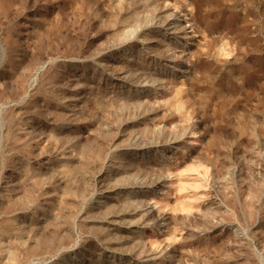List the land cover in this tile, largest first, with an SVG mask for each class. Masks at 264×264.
<instances>
[{
    "label": "rangeland",
    "instance_id": "rangeland-1",
    "mask_svg": "<svg viewBox=\"0 0 264 264\" xmlns=\"http://www.w3.org/2000/svg\"><path fill=\"white\" fill-rule=\"evenodd\" d=\"M0 264H264V0H0Z\"/></svg>",
    "mask_w": 264,
    "mask_h": 264
},
{
    "label": "bare ground",
    "instance_id": "bare-ground-1",
    "mask_svg": "<svg viewBox=\"0 0 264 264\" xmlns=\"http://www.w3.org/2000/svg\"><path fill=\"white\" fill-rule=\"evenodd\" d=\"M172 23H174V24H175V23H176V21H174V22H172ZM173 28H174V29H177V26H176V28H175V27H173ZM170 59H171V58H170Z\"/></svg>",
    "mask_w": 264,
    "mask_h": 264
}]
</instances>
